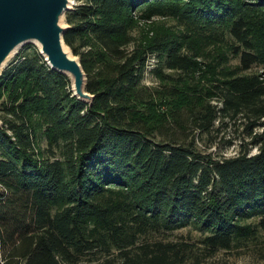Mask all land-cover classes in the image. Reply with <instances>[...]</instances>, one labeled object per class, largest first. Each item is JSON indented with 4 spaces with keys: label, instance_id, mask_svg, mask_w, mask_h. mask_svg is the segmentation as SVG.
Listing matches in <instances>:
<instances>
[{
    "label": "trees",
    "instance_id": "trees-1",
    "mask_svg": "<svg viewBox=\"0 0 264 264\" xmlns=\"http://www.w3.org/2000/svg\"><path fill=\"white\" fill-rule=\"evenodd\" d=\"M156 17L182 26L151 34ZM66 22L91 101L39 47L0 74V264H189L176 230L210 250L263 235L264 70L246 72L264 66V0H75ZM225 118L250 140L202 151Z\"/></svg>",
    "mask_w": 264,
    "mask_h": 264
},
{
    "label": "water",
    "instance_id": "water-1",
    "mask_svg": "<svg viewBox=\"0 0 264 264\" xmlns=\"http://www.w3.org/2000/svg\"><path fill=\"white\" fill-rule=\"evenodd\" d=\"M73 4L75 0H0V74L19 47L33 43L52 69L69 76L73 94L91 101L80 58L65 49L68 26L62 18Z\"/></svg>",
    "mask_w": 264,
    "mask_h": 264
},
{
    "label": "rangeland",
    "instance_id": "rangeland-1",
    "mask_svg": "<svg viewBox=\"0 0 264 264\" xmlns=\"http://www.w3.org/2000/svg\"><path fill=\"white\" fill-rule=\"evenodd\" d=\"M62 21L67 26L69 25L66 22V13L63 15ZM177 26H182V25L175 18L156 17L146 27L147 30H151L150 32L151 34H153L155 31H160L167 27H177ZM34 47H38V46L33 43H29L19 47L15 55H13L10 58V60L5 65V67L9 65V63L12 62L15 59L14 57H16L18 54L26 51H31L33 50ZM238 62H239V58L235 56H230V61H229L230 65L234 66ZM156 64H157V58H155V56L150 57L149 67H151L152 69ZM263 70H264V66L255 64L246 73H255L258 71L262 72ZM144 83L149 86H156L159 84V81H157V79L149 71L146 74ZM262 120H264V117L262 118ZM221 121L218 120L215 123L214 129H212L211 131L199 132V134H197L196 136L197 146L202 151L205 152L212 151L216 157H218L221 154L233 155L236 153L239 147V143L250 140V137H248L246 133L241 131L243 127L238 128L228 118L222 119ZM223 122H227V125L222 126ZM218 126L221 127V131H218L216 129ZM256 132L264 133V126L257 128ZM224 137L233 138L234 144L227 145L226 142H224L223 139ZM212 141H214L215 144H211ZM41 145L44 147L46 145V142L42 140ZM252 151L256 152L257 149L253 148ZM201 237L202 234L200 233L199 230H197L193 226H188L176 230L171 235H169L167 239L176 242H186L188 244V248L190 249L188 252V256L190 257L189 264H194L196 262L198 264H264V234L260 235L255 240L247 241L242 246L235 245L231 249H218V250H210L208 248H205L204 245L200 243ZM150 239L152 240L153 238ZM98 255L99 253L97 255L96 254L87 255L84 260L85 264H98V260H97ZM18 264H25L24 260H19Z\"/></svg>",
    "mask_w": 264,
    "mask_h": 264
},
{
    "label": "bare ground",
    "instance_id": "bare-ground-1",
    "mask_svg": "<svg viewBox=\"0 0 264 264\" xmlns=\"http://www.w3.org/2000/svg\"><path fill=\"white\" fill-rule=\"evenodd\" d=\"M65 49H66L70 54H72L70 48H69L67 45H65Z\"/></svg>",
    "mask_w": 264,
    "mask_h": 264
}]
</instances>
